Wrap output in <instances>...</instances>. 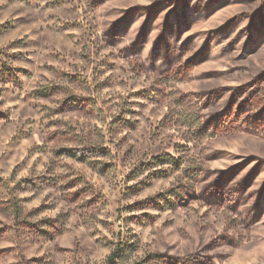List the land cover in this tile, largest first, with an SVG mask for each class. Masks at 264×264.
I'll list each match as a JSON object with an SVG mask.
<instances>
[{
  "label": "rangeland",
  "instance_id": "1",
  "mask_svg": "<svg viewBox=\"0 0 264 264\" xmlns=\"http://www.w3.org/2000/svg\"><path fill=\"white\" fill-rule=\"evenodd\" d=\"M13 5L17 7L3 20L7 8ZM33 7L47 12V16L28 11ZM0 20V121L5 122L0 126V236L15 224L18 232L22 229L39 237V244L52 239L49 230H57L61 216L71 218L72 209L55 217L43 215L55 211L56 205L43 202L50 193L43 200L36 195L43 190L37 181L47 187L55 184L53 178L31 175L33 170H48L47 152L44 144L31 142L32 133L25 125L36 123L29 110L42 122L55 115L57 119L43 124L45 129H54L47 137L49 142L68 137L77 125L87 126L96 119L97 103L95 97L86 95L88 78L95 82L103 76L102 81L95 83V90L105 93L101 102L109 105L113 113L108 131L111 126L123 128L120 143L132 145L124 156L128 157L137 140L145 137L160 139L157 147L165 149L151 161H141L128 169L125 181L144 178L128 183L125 195L142 198L117 209L131 213L123 220L117 217L115 222L98 221L107 234L105 238L112 235L109 227L114 223H134L144 230L145 241L158 238L159 230L172 243L167 247L161 243L163 251L154 250L134 264H179L177 247L186 249L193 243L182 234L186 225L196 229L194 241L199 248V232L208 228L202 221L207 219L218 226L226 213L235 217L243 204L248 206L247 215L237 227L247 234L248 242L234 246L229 241V247L235 250L227 255L231 264H264V0H207L204 5H193L190 0H48L42 8L33 0H7L6 4L0 0ZM33 36L36 38H30ZM51 48L56 50L50 51ZM161 66H166L165 71H160ZM133 77L151 83L128 91L126 81ZM157 77L175 83L173 91L179 95L174 102L184 112L173 116L169 105L154 106L162 91L156 87ZM113 88L115 95H108ZM129 96L149 102L139 105L143 112L121 107L129 103ZM5 104L10 105L7 110L3 109ZM202 115L206 118L201 121ZM21 118L23 123L13 129ZM192 125L194 138L212 141L211 159H206L205 164L222 165L228 156L235 162L212 169L220 175L199 196L170 198L160 191L143 196L153 187V180L172 179L165 168L156 172L149 169L169 162L179 169L180 153L188 147ZM94 127L103 128V121ZM173 152L177 155L173 156ZM52 154L86 169L61 186L62 190L74 189L66 203L76 205L81 214L88 207L107 206L104 189L111 188L108 177L114 168V162L108 159L111 149L107 145L94 144L84 149L62 146ZM97 156L105 159H91ZM258 165L261 168L256 170ZM195 171L187 169L185 174ZM17 191L33 192L20 198L24 204L32 205L23 218L20 202L14 196ZM84 196L90 199L80 203ZM37 215L43 218L34 222L32 217ZM227 223L236 225V220ZM222 237L223 233L209 238L202 251H214L216 240ZM135 247L134 243L120 241L108 264H119ZM12 250L11 246L0 248V254ZM40 260L42 257L33 256L31 264H39Z\"/></svg>",
  "mask_w": 264,
  "mask_h": 264
},
{
  "label": "clouds",
  "instance_id": "2",
  "mask_svg": "<svg viewBox=\"0 0 264 264\" xmlns=\"http://www.w3.org/2000/svg\"><path fill=\"white\" fill-rule=\"evenodd\" d=\"M6 4L7 0H3ZM34 3H39L42 8L48 0H33ZM190 2L195 5L199 3L204 5L207 0H190ZM17 5H13L7 8L6 13L3 16V20L8 19L9 15L13 12ZM28 11L39 14L40 16H47V12H40V8H30ZM2 22V20H0ZM59 21H50V23H58ZM155 35V34H153ZM35 39L36 37H30ZM46 43H51L46 41ZM122 46V45H121ZM58 48L59 45H56ZM56 48H51L50 51H55ZM115 51V50H114ZM147 56V53H144ZM100 59V57H97ZM166 66H161L160 71H165ZM104 79L103 76H98L96 81L93 82L92 78H88V92L86 95H90L96 98L97 103L95 104V115L96 119L92 120L87 126L77 125L74 132H70L68 137H62L60 139L48 141L47 137L54 129H45L43 124L47 122L48 119L55 120L57 117L55 115L48 116L42 122L39 117L35 116V113L29 110V115L33 116L36 120L34 124L25 125L26 130L32 133L31 142L34 144H44L46 146L47 152V163L45 164L44 170H33L31 175L33 178L38 176H43L47 178H53L52 182L55 187H47L41 181H37L38 184L42 185V191L36 193L43 200L44 195L48 196L47 200H43L46 204L56 205L55 211L44 213L45 216H57L58 213H68L69 209H72L71 218L61 216V220L57 222V230H49L52 232V239L44 241L41 240L39 244L36 240L39 237H34L27 234L24 230L17 231L15 224L12 228L7 231L3 236H0V248L12 247V252L8 254H0V264H31L33 256L42 257L39 264H108L112 254L116 252L118 244L120 241H128L136 245L134 250H129L125 256L120 259L119 264H134L136 260L143 259L148 253L156 251H163L164 249L160 247L161 243H164L167 247L172 243V241L167 240L165 236L156 230V236L158 238L149 237L147 241L144 240V230L137 227L134 223L124 225L121 223H114V225L109 227L112 235L106 237V233L101 224L98 222L100 219H109L116 221L117 217L123 220L125 216L131 215V213L120 211L117 209H123L126 205L133 204L135 200L142 198L141 196H131L125 195L126 185L128 183H138L140 179L144 176L138 177L134 181H125L124 175L129 168L135 167L141 161H151L154 155H158L160 152L165 151L164 148L157 147L161 143L160 139L149 140L147 137L139 139L136 142V147L133 148L132 153L125 157V150L132 147L130 142L121 144V137L124 135V130L121 127L111 126V131H108L109 122L113 118L112 111L109 110V105L102 103L101 101L105 98V93L100 90H95V83H99ZM158 83L156 87L162 89L160 94L157 96V105L167 104L172 109V115L175 116L178 113L184 112L182 108H178L177 104L174 102L175 98L179 95L178 92H174L175 83L172 81L164 82L159 77H157ZM115 83V81H114ZM151 83L150 80H141L139 77H133L126 81L125 87L128 91H135L137 85H143L145 87ZM264 93V86L261 89ZM116 89L113 88L112 92L108 95L114 96ZM71 94V93H68ZM3 99V97H0ZM125 99V97H121ZM129 101L127 105H121V107H132L137 112H143V108L139 105H147L149 102L137 96L126 97ZM90 107L92 105H89ZM10 105H3V109L7 110ZM102 109V111H101ZM39 111V109H37ZM203 111L202 109L200 110ZM41 116H45L44 112L40 113ZM131 119H136V117H130ZM206 118L201 116V121ZM12 119L17 120L16 114L13 113ZM103 121V128L94 127L97 123ZM3 121H0V126H4ZM23 123V118L18 121L17 124L13 125V129ZM64 127V126H61ZM91 128V132L88 129ZM195 131V125L191 126V130L188 133V147L183 153L182 161L180 163L179 169L177 170L172 166V164L165 163L159 164L156 167L149 169V171L156 172L159 168L167 169V175L171 176L172 179L164 182L152 181L153 187L150 191H145L142 195H155L157 191L165 193L170 198H178L187 195H197L199 196L206 186H209L212 181L215 180L217 176L220 175L219 172L213 171L215 167L223 166L227 167L230 162H235L231 156L225 157L222 165L205 164L206 159H211L209 154L212 151V141L208 139H196L192 136V132ZM37 133L39 135L37 136ZM79 133V135H76ZM132 133L129 132V136ZM103 138H100V137ZM164 136L167 133L164 132ZM109 138L111 142H109ZM71 141V142H69ZM94 144H105L111 149V159L114 162V168L112 173L108 177V184L111 188H105L104 191L107 193L106 200L107 206L104 208L98 207H88L83 210V214L80 213V209L76 205L68 204L65 201L71 197V193L74 191L73 188H68L62 190L61 186L67 185L70 181L74 180L77 176L81 175L82 172L86 171L84 166H75L73 161L66 160L64 157L54 156L52 153L62 146L77 147V148H87ZM177 153L173 152V156ZM92 160H102L105 157H92ZM123 161V163H122ZM73 166L70 167L69 165ZM187 169H196L195 172H190L185 174ZM27 175V173H24ZM147 175V172L144 173ZM243 173H241V176ZM19 180V175L16 177ZM237 180L240 177L236 178ZM236 181H233L235 184ZM84 183H87L85 181ZM83 187V184L81 185ZM231 187V185H229ZM169 188L172 189L169 192ZM96 192L93 191L92 195ZM33 195L32 191L25 192H15L14 196L21 206V218H23L24 213L32 205L24 204L20 198L23 196ZM90 199V196H84L80 203ZM247 205H241L237 208V215L234 217L230 213L225 214V220L219 222L218 226H213L209 223L207 219L202 221L203 224L208 225V228L199 232L202 242L200 247L197 248L195 245L194 238L197 234L196 229L185 226L182 230V234L187 240L193 241L192 244L188 245L185 249L182 246H178L176 254L180 257L179 264H198L200 261H204L205 264H231L230 258L227 255L235 250V247L230 248L228 242L230 241L234 246H243L247 241V234L243 233L241 229L237 227L241 220L247 215ZM43 217L40 215L32 217L33 221H39ZM236 220V225H229L227 221ZM8 223H12L11 220ZM42 227H47L42 225ZM199 227V225L197 226ZM99 230V231H97ZM133 233L136 235L133 236ZM221 239L216 240V244L213 246L214 251L203 250V244L207 243L209 238H215L221 236ZM153 240L155 242L153 243ZM171 253L172 249L168 248Z\"/></svg>",
  "mask_w": 264,
  "mask_h": 264
},
{
  "label": "trees",
  "instance_id": "3",
  "mask_svg": "<svg viewBox=\"0 0 264 264\" xmlns=\"http://www.w3.org/2000/svg\"><path fill=\"white\" fill-rule=\"evenodd\" d=\"M169 20H170V17L167 19V21L169 22ZM114 33H116V28L114 29ZM261 167H260V165H258L257 167H256V170H259ZM180 262V261H179Z\"/></svg>",
  "mask_w": 264,
  "mask_h": 264
}]
</instances>
